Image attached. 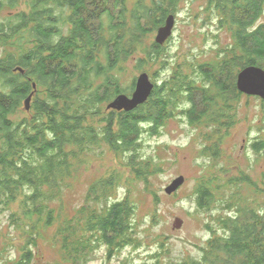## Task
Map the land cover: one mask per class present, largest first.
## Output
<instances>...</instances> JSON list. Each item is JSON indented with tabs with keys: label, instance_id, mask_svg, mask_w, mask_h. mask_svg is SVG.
Here are the masks:
<instances>
[{
	"label": "trees",
	"instance_id": "obj_1",
	"mask_svg": "<svg viewBox=\"0 0 264 264\" xmlns=\"http://www.w3.org/2000/svg\"><path fill=\"white\" fill-rule=\"evenodd\" d=\"M182 1L0 0V213L19 203L29 222L25 228L36 230L29 233L13 264L34 263L39 230L56 223V209L50 205L63 198L64 183L85 163V154L106 144L116 155L128 156L134 177L148 186L149 178L161 169L147 159L139 161L144 133L158 135L179 101L191 106L189 123L197 125L213 114L226 126L234 110L232 101L242 96L237 72L251 66L264 69V24L256 26L264 14V0H209L207 13L219 18L220 28L230 29L234 43L220 62L205 65L208 71L201 66L198 75L205 86L176 72L161 85L155 83L151 97L136 110L103 115L106 103L134 91L136 82L121 87V74L132 61L136 59L137 69L151 63L165 66L166 60L160 59L164 46L153 43L143 56H137L138 47L170 15H179ZM198 92L204 93L206 108L193 116L197 109L193 96ZM32 94L30 110L23 112ZM20 113L27 116L19 117ZM97 117L99 128L89 124ZM211 148L216 160L219 145ZM252 149L256 155L262 153L264 140ZM117 177L113 174L102 183L100 192V182L88 191V202L103 204L100 211L88 204L80 216L60 227L58 239L72 264H86L100 244L108 247V258L115 249L139 245L131 222L137 206L129 200L109 203ZM236 184L261 194L243 172L226 185ZM226 185H219L215 177L202 181L196 191L199 208L207 212L216 203L228 211L238 207L237 213L231 210L218 221L222 234L208 225L213 237L201 248V259L169 264H264V204L256 210L245 198L236 200L241 205L220 201L218 191ZM246 196L249 199L247 192ZM258 203L255 198L254 205ZM18 220L12 215L13 224Z\"/></svg>",
	"mask_w": 264,
	"mask_h": 264
},
{
	"label": "rangeland",
	"instance_id": "obj_2",
	"mask_svg": "<svg viewBox=\"0 0 264 264\" xmlns=\"http://www.w3.org/2000/svg\"><path fill=\"white\" fill-rule=\"evenodd\" d=\"M208 1H182L172 36L162 45L164 51L160 59L166 60L165 66L151 63L143 69H137L135 59L121 74V87L135 85L145 73H148L152 83L161 85L176 72L196 79L197 86L204 87L205 83L199 80L198 75L201 66L208 71L205 65L220 62L224 52L234 43L230 29L220 28L219 18L213 13H207ZM133 5V2L129 4L130 10ZM261 24H264V14L256 26ZM157 36L158 30L144 37L137 56H143L147 46L157 43ZM203 95L198 92L193 96L197 102L193 116L206 108ZM262 101L260 97L247 94L233 100L234 110L230 118L225 120L226 126L223 120H216L213 114L207 116V120L195 122L197 125L189 123L187 113L191 106L179 101V108L175 109L173 117L165 123L158 135L150 136L146 132L141 137L139 161L148 160L161 169L160 173L149 178L148 186L134 177L136 172L127 164L128 156L116 155L106 144L92 149L84 155L85 163L83 161L78 165L74 178L65 181L63 198L51 203L50 206L56 209V223L39 230L40 240L34 250L37 257L33 264H72L64 257L65 250L58 239L60 227L76 215L80 216L81 210L88 204L91 209L100 211L103 204L88 202V191L100 182L97 189L100 192L101 184L110 180L113 174L118 176V182L109 203L129 200L137 206L131 222L139 245L134 248L133 242L120 251L116 252L115 249L108 258V247L100 244L92 250L86 264H169L201 259V248L213 237L208 225L214 227L220 236L222 230L218 221L225 219L231 210L235 213L238 211V207L226 210L223 203H216L209 212L199 208L196 191L202 181L217 177L219 185H226L243 172L248 175L251 183L257 185L261 194L255 195L253 188L246 190L245 185H226L218 191V199L236 205L237 199L245 198L250 207L256 210L264 204V151L256 155L252 149L253 144L264 140ZM110 103L104 106L103 115L113 111L108 108ZM26 111L29 110L25 105L23 112ZM24 116L27 115H19ZM100 121L99 117L91 118L89 124L99 128ZM220 121L223 122L222 126ZM216 143L219 145V157L215 160V149L211 147ZM181 176L185 177V183L174 194H168L167 188ZM246 192L249 199L246 198ZM255 198L259 200L257 206L254 205ZM19 206L17 203L0 213V264H13L15 259H19L29 233L36 231L25 228L29 222L24 220V211ZM12 215L19 219L18 225L11 221Z\"/></svg>",
	"mask_w": 264,
	"mask_h": 264
},
{
	"label": "water",
	"instance_id": "obj_3",
	"mask_svg": "<svg viewBox=\"0 0 264 264\" xmlns=\"http://www.w3.org/2000/svg\"><path fill=\"white\" fill-rule=\"evenodd\" d=\"M176 23V17L170 15L166 19V24L158 31L156 42L163 45L171 36ZM24 72L23 70H19ZM135 91L131 96L125 94L118 96L109 104V109L118 112H130L136 110L139 106L146 103L151 97L155 84L152 83L148 73L141 75L136 82ZM36 89V85L34 86ZM237 88L242 94L249 96H257L264 100V69L256 66L243 68L237 76ZM34 94L26 100V109L30 110ZM185 183V177L181 176L173 181L167 188L166 192L170 195L174 194L179 187ZM179 225L181 224L178 220ZM180 227V226H179Z\"/></svg>",
	"mask_w": 264,
	"mask_h": 264
}]
</instances>
